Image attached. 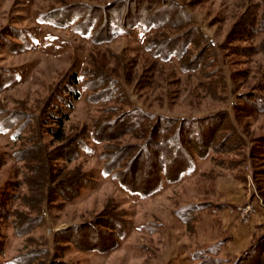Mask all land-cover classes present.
<instances>
[{"label":"rangeland","instance_id":"obj_1","mask_svg":"<svg viewBox=\"0 0 264 264\" xmlns=\"http://www.w3.org/2000/svg\"><path fill=\"white\" fill-rule=\"evenodd\" d=\"M116 1L0 0V264H255L264 259V242L257 248L264 239V114H250L244 96H264V32L235 39L234 31L239 23L264 18V0H174L203 34L194 37L189 55L202 53L203 66L189 72L179 58L162 60L148 47L152 40L182 36L176 27L161 34L157 28L120 30L99 43L84 34L88 17L79 16L80 7L108 8ZM72 72L81 98L70 109L69 137L92 129L110 108L137 106L180 119L222 114L213 125L219 129L214 149L196 157L176 181L164 179L143 195L107 173L101 158L106 145L89 131L73 161L52 165L58 178L84 172L90 183L67 200L31 203L38 197L27 182L35 177L29 166L35 162L17 159V153L32 136L43 151L55 150L58 143L42 123ZM94 72L120 85L126 94L121 103L90 99L96 91L87 84L102 81ZM138 142L125 136L112 144ZM144 179L141 170L135 183ZM20 214L41 218V224L27 229ZM105 220L117 233L99 224ZM88 224L92 229L82 230ZM71 229L81 247L64 239Z\"/></svg>","mask_w":264,"mask_h":264},{"label":"trees","instance_id":"obj_2","mask_svg":"<svg viewBox=\"0 0 264 264\" xmlns=\"http://www.w3.org/2000/svg\"><path fill=\"white\" fill-rule=\"evenodd\" d=\"M84 6L80 7L78 13H80L79 16L85 14L88 17V28L84 34H90L94 43L111 41L120 30L127 32L135 28H157L161 34L176 27V30L184 31L182 36L176 39L163 37L160 42L152 40L148 47L157 49L155 55L162 60H169L174 56L179 58L184 71H192L188 67H193V70L196 71L203 66L205 56L202 53L194 58H191L193 56L189 58L190 49L196 43L194 37L203 34L198 27L192 24V17L178 2L174 0H118L108 8ZM239 25L234 31L236 33H234L235 39L237 35H242V33L264 32V18L260 21L253 18L251 22L239 23ZM244 29L245 31H243ZM200 44L198 42L196 46ZM91 75L97 76L102 81L99 85L87 84L90 90L96 91L95 97L91 96L90 99L95 100L101 96L105 103L116 101L121 103L124 100L126 94L119 84L110 83L107 79L105 81L104 77L96 72ZM78 85V74L72 72L61 85L58 95L53 97L47 105V113L42 124H44L46 135L54 143H58L55 150L52 152L43 151L40 140H35L32 136L27 139L26 151L17 153V159L25 161L32 158L35 162L29 165L35 177L27 180L38 194L36 199L33 198L31 202L33 204H37L38 201L41 202L40 198L45 200L61 197L67 200L69 195L73 193L76 195L81 188L90 183L88 182L90 181L89 176L84 172L75 175L67 174L58 178L55 173L53 174L52 165L57 160L73 161L78 155L79 149L84 145L83 142L89 131H91L94 141L106 145L101 158L103 161L107 160V173H114V177L129 191L139 192L143 195L157 191L164 179L176 181L180 178L183 173L192 168L196 157L205 158L207 156L214 147L216 137L219 136L218 127L215 129L213 125L222 119V114L204 118L180 119L153 114L140 107L128 105L130 107L128 110L108 109L107 115L95 121L92 129L80 131L69 137L66 133V123L70 120V109L74 108V103L81 98ZM262 89L264 90V88ZM244 102L250 114H264V96L249 94L244 96ZM119 110L120 113L117 114ZM224 116H226L225 113ZM125 136H132L139 142L133 145L117 144L116 147L113 146L112 143ZM221 145H224L223 142ZM218 147L217 145L215 148ZM106 151L108 152L107 156ZM110 157H113V160L109 163ZM41 158L44 162L37 163ZM141 170L146 171V179L141 184H136L135 176ZM45 188L49 189L48 195L44 192ZM18 216L21 219L18 222L24 219L23 223L26 224L27 229H33L41 224V218L37 220L32 217H25L24 214ZM99 224L105 229L113 230L116 233L118 231L114 222L105 220ZM93 226L88 224V228H82V230H91ZM76 230L71 229L73 234L71 233L64 239L67 242H75L77 247H81L80 242L77 243L76 240H72ZM64 232L66 233V231ZM58 235L64 236L62 231ZM263 242L264 239L262 243L257 245V248H260ZM96 249L97 246L94 245L85 250L93 251ZM240 260L235 264H244V260ZM255 264H264V259H258Z\"/></svg>","mask_w":264,"mask_h":264},{"label":"built area","instance_id":"obj_3","mask_svg":"<svg viewBox=\"0 0 264 264\" xmlns=\"http://www.w3.org/2000/svg\"><path fill=\"white\" fill-rule=\"evenodd\" d=\"M246 214H247V211H244V212L242 213L243 217H245Z\"/></svg>","mask_w":264,"mask_h":264}]
</instances>
